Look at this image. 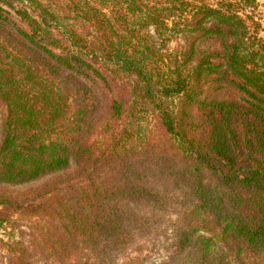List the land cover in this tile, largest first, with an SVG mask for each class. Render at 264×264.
<instances>
[{"label":"trees","instance_id":"1","mask_svg":"<svg viewBox=\"0 0 264 264\" xmlns=\"http://www.w3.org/2000/svg\"><path fill=\"white\" fill-rule=\"evenodd\" d=\"M257 9L0 0V229H31L7 264H144L119 256L147 216L158 264H264Z\"/></svg>","mask_w":264,"mask_h":264},{"label":"rangeland","instance_id":"2","mask_svg":"<svg viewBox=\"0 0 264 264\" xmlns=\"http://www.w3.org/2000/svg\"><path fill=\"white\" fill-rule=\"evenodd\" d=\"M258 1L257 18L261 23L260 33L264 36V0ZM99 134L94 135L93 138L97 139ZM100 136V135H99ZM27 192V191H26ZM27 196H33L34 194H26ZM138 213L149 214L147 208L144 207H132ZM148 223L145 220L142 221L140 231H137L133 236L132 241L128 247L119 256V263L126 260L131 256H139L143 259L144 264H158L163 258H165L167 249L173 241V235L171 229L168 227L166 221H162L161 217H150ZM20 225L17 228L8 227L7 230L0 229V264H7V254L5 249V243L10 240L19 241L23 240V243H28V236L23 235L20 230L24 233L31 232L28 227L26 220H21Z\"/></svg>","mask_w":264,"mask_h":264}]
</instances>
